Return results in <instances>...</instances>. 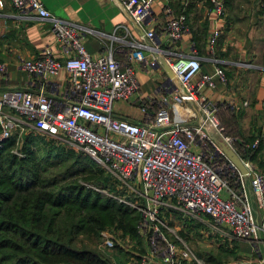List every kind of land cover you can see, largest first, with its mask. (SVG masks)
I'll return each instance as SVG.
<instances>
[{
  "label": "built area",
  "instance_id": "2783aa9c",
  "mask_svg": "<svg viewBox=\"0 0 264 264\" xmlns=\"http://www.w3.org/2000/svg\"><path fill=\"white\" fill-rule=\"evenodd\" d=\"M8 1L15 10L50 22L55 44L35 59L20 61L33 84L40 83L38 91L0 95V142L17 135L19 147L27 133H38L92 159L108 180L84 185L140 213L138 233L152 255L142 257L141 264H203L177 231L184 220L174 219L175 214L204 219L207 233L224 241L247 240L258 248L264 244V168L237 150L239 143L257 149L260 140L246 144L227 135L219 107L204 95L219 83L227 84L226 73L217 67L211 75L201 74L196 52L173 58L161 48L163 39L172 46L183 39L188 32L184 17L166 9L169 20L161 34L149 30L147 43L134 45L122 63L114 58L112 47L91 55L84 45L85 30L54 17L41 0ZM117 1L131 21L143 24L157 0ZM211 3L212 12L223 20L225 0ZM220 34V28L213 33L212 48ZM56 50L63 61L55 57ZM163 63L174 76L163 74L159 92L165 98H144L138 71H157ZM61 70L67 73V83L58 101L48 91L57 89L53 82ZM0 77L9 78L8 66L1 61ZM117 102L137 106L143 120L116 117ZM156 105V112H150ZM177 106L187 113L185 123ZM223 145L238 153L247 175Z\"/></svg>",
  "mask_w": 264,
  "mask_h": 264
},
{
  "label": "crops",
  "instance_id": "0c3cea01",
  "mask_svg": "<svg viewBox=\"0 0 264 264\" xmlns=\"http://www.w3.org/2000/svg\"><path fill=\"white\" fill-rule=\"evenodd\" d=\"M41 1L57 19L85 30L84 45L91 55L112 47L114 58L122 63L126 62L134 45L147 43L149 30L161 34L169 20L166 9L175 16L184 17L188 32L183 39L175 46L163 39L161 48L173 58L196 52L202 65L201 74L211 75L217 67L223 69L227 84L219 83L204 95L219 107L222 118L230 114L235 116L239 142L251 144L255 139L260 140L254 155H245L238 145L237 150L241 157L250 158L256 167L264 168V0H225L227 15L223 20L212 12V0H157L150 18L143 24L131 21L117 0ZM0 3L3 4L0 6V61L7 64L9 71L8 79L0 77V95L12 90L38 91L40 83L33 84L21 69L20 61L35 59L47 46L55 44L51 23L35 14L15 10L8 0H0ZM218 28L221 34L212 48L210 41ZM55 57L63 61L58 50ZM164 72V67L157 71H138L137 79L144 98L162 102L165 95L159 88ZM53 83L57 89L49 90L48 94L61 101L67 83L66 71L61 70ZM125 104L142 114L137 106ZM157 109L158 105L150 112L155 113ZM114 114L136 123L143 120V114L142 119H138L126 109L114 108ZM237 242L238 264L264 262V244L258 248L250 241L237 239L231 245Z\"/></svg>",
  "mask_w": 264,
  "mask_h": 264
},
{
  "label": "trees",
  "instance_id": "16d2710c",
  "mask_svg": "<svg viewBox=\"0 0 264 264\" xmlns=\"http://www.w3.org/2000/svg\"><path fill=\"white\" fill-rule=\"evenodd\" d=\"M221 114L218 117L226 134L239 138L235 116L230 114L226 124ZM24 137L21 154L15 151L17 135L0 142V264H111L94 249L80 245L78 238L97 237L108 225L138 237L140 213L101 198L81 184L84 180L95 183L94 175L103 171L85 164L78 167L84 158L75 157V151L50 139L46 143L48 159L43 163L44 156L39 157V150L31 145L35 139ZM237 145L247 156L258 150ZM54 152L62 156L53 160ZM72 158L74 161L68 163ZM73 178L79 181H71ZM101 179L95 184L108 180L106 176ZM220 250L227 254L229 251L225 247ZM123 257L120 262L126 263V254ZM130 257L140 264L139 257ZM222 257L210 254L205 264H224Z\"/></svg>",
  "mask_w": 264,
  "mask_h": 264
},
{
  "label": "rangeland",
  "instance_id": "374dc122",
  "mask_svg": "<svg viewBox=\"0 0 264 264\" xmlns=\"http://www.w3.org/2000/svg\"><path fill=\"white\" fill-rule=\"evenodd\" d=\"M114 108L115 110L122 109L123 111H125L126 109L129 113H132L134 117L138 119H142V114L140 113V111H138L136 108L130 109L129 106L125 103L122 102L117 103L115 104ZM227 119L228 118H225L226 124L230 122V120ZM232 129H230V131ZM25 136H29V138L35 139L32 141L31 145L33 148L39 150V157L44 156V158L41 159V161L43 163H46L48 159L47 150L49 149V147L46 146V143L49 142L50 139L38 133H27ZM233 137L237 138L236 136ZM24 139L25 137L23 136V140ZM21 148L22 146L20 145L15 149V151L17 150V152H21ZM53 154H54V156L52 157L53 160L58 159L59 157L62 156V155H58L57 152H54ZM75 154H76L75 157L80 155L81 158H84L80 160L83 163H79L77 165L78 167H82V165L85 164L91 169L96 168L98 170L100 168L92 159L88 157L86 158L79 152H75ZM72 161H74V158L69 159L68 163H71ZM102 171L103 173H101V175L98 174L94 175L97 178L98 177L99 178L98 179L94 178L92 180L93 182L96 183L99 181V179L104 178L106 176L105 171L104 170ZM84 175L79 176V180H82V177H84ZM74 179L76 180L77 178H73L71 181H74ZM88 181L91 180L80 181V183L84 185V183H89ZM101 181L102 179L99 182L102 183ZM66 183L68 184L69 182ZM101 198L104 197L101 196ZM175 217L176 218L174 219L184 220L182 223L177 224L178 225L177 231L185 240V242L188 244L189 248L193 251V253L203 261V264H205V258L210 254L221 255V257L225 255L224 257L221 258L224 264H238L237 262L240 259L238 253L239 242L233 244V246L231 245L237 239L231 241H224L222 240V238L218 236H214L211 233H207V231L205 230L206 221L204 219L203 220L196 219L193 217H188L185 215H176V214ZM172 223L174 224V222ZM77 242L80 243V245L82 244V246H86L88 248L94 249L95 251L100 253L103 257H105L111 264H138L137 263L138 260L132 259L133 257H130V255L139 257L140 259L139 263L141 264L142 257L148 260L152 256L147 247L146 241L142 237H140L139 235L138 237H132L130 234H125L123 229L117 228L116 225H108L104 230H101L98 233L97 237L89 238L87 236H80ZM221 247L227 248L229 250L228 254L226 252L222 253V251L220 250ZM123 254H126V258L128 259L126 263L120 262V260L124 261Z\"/></svg>",
  "mask_w": 264,
  "mask_h": 264
},
{
  "label": "water",
  "instance_id": "95a60500",
  "mask_svg": "<svg viewBox=\"0 0 264 264\" xmlns=\"http://www.w3.org/2000/svg\"><path fill=\"white\" fill-rule=\"evenodd\" d=\"M163 66H164V69L166 70V72L169 73L170 77L174 78L173 74L170 72V70L167 67V65L165 63H163ZM176 109L179 112L180 121L182 123H185L186 120H187V113L180 106H177ZM223 147H224L225 151L228 153V155L231 157V159L238 166V168L242 171V173L247 175L248 174V170L246 169L245 165L243 164L241 158L237 155V153L232 148H230L227 145H223Z\"/></svg>",
  "mask_w": 264,
  "mask_h": 264
},
{
  "label": "bare ground",
  "instance_id": "6f19581e",
  "mask_svg": "<svg viewBox=\"0 0 264 264\" xmlns=\"http://www.w3.org/2000/svg\"><path fill=\"white\" fill-rule=\"evenodd\" d=\"M100 195V194H99Z\"/></svg>",
  "mask_w": 264,
  "mask_h": 264
}]
</instances>
